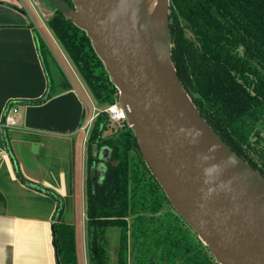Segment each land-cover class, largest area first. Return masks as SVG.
Listing matches in <instances>:
<instances>
[{
  "label": "trees",
  "instance_id": "trees-1",
  "mask_svg": "<svg viewBox=\"0 0 264 264\" xmlns=\"http://www.w3.org/2000/svg\"><path fill=\"white\" fill-rule=\"evenodd\" d=\"M54 10L48 26L93 96L101 105L118 101L119 89L87 32ZM168 19L171 57L186 92L221 139L264 176V0H170ZM40 52L45 61L44 42ZM50 95L51 86L32 102ZM109 122L106 112L97 115L88 145L90 264H110L107 233L113 228L120 231L116 264H220L173 207L133 128L123 121L104 137ZM104 147L110 160L98 178L93 169L103 162ZM52 194L59 264H78L75 225L61 220L65 199Z\"/></svg>",
  "mask_w": 264,
  "mask_h": 264
},
{
  "label": "water",
  "instance_id": "water-1",
  "mask_svg": "<svg viewBox=\"0 0 264 264\" xmlns=\"http://www.w3.org/2000/svg\"><path fill=\"white\" fill-rule=\"evenodd\" d=\"M46 1L91 38L146 162L216 261L264 264V176L221 139L186 92L171 57L170 0L161 32L134 0ZM100 157L103 176L110 149Z\"/></svg>",
  "mask_w": 264,
  "mask_h": 264
},
{
  "label": "crops",
  "instance_id": "crops-1",
  "mask_svg": "<svg viewBox=\"0 0 264 264\" xmlns=\"http://www.w3.org/2000/svg\"><path fill=\"white\" fill-rule=\"evenodd\" d=\"M31 4L0 0V191L6 197L0 210V264H58L52 193L70 197L76 144L84 134L86 148L92 126L85 129L82 118L86 86L67 73V78L57 73L54 84L40 52L44 42L55 54L41 30L45 22H38L41 3ZM50 86L46 100L32 102L42 99ZM9 105L19 108V127L1 126ZM85 165L83 159V179ZM95 175L101 178L102 172L97 168Z\"/></svg>",
  "mask_w": 264,
  "mask_h": 264
},
{
  "label": "rangeland",
  "instance_id": "rangeland-1",
  "mask_svg": "<svg viewBox=\"0 0 264 264\" xmlns=\"http://www.w3.org/2000/svg\"><path fill=\"white\" fill-rule=\"evenodd\" d=\"M20 1V0H19ZM26 3L28 8H32V4L29 0H22ZM36 2L41 3V6L38 7L37 12L40 15L41 20L40 24L42 22H45L46 25H42L41 30L44 33V36L46 40L49 42L51 48L53 49L54 53L53 56L49 52L45 53V57L47 59V65L49 67V70L51 71V76L54 80V84H57V73H60L61 76H64L67 78L66 73L70 77L71 80L77 81V83L80 84L81 87L86 86V97L83 95L84 99V107H85V114H83V123L85 124L88 119L92 118L96 112L103 111L105 109L106 105H101L98 103L96 98L93 96L89 88L87 87V84L79 74L76 66L73 64L71 59H69V56L67 55L66 51L58 41V39L55 37V34L49 29L47 26L48 19L54 14L55 10L54 8L46 1V0H36ZM37 6V5H36ZM37 8V7H35ZM43 8V9H42ZM33 10V9H32ZM31 11V10H30ZM32 13V12H31ZM154 22L157 25V21L154 19ZM159 27V26H158ZM162 27L158 28V31L161 32ZM41 34V33H40ZM43 39V35L41 36ZM45 40V39H44ZM47 46V45H46ZM48 47V46H47ZM55 86V85H54ZM91 130L89 132V138L92 133V129L94 126V121H92L91 124ZM124 125V122H109V125L107 129L104 131V137H108L113 135L117 130L122 128ZM89 138L86 145V148L83 145L84 140V134H81L79 137V142L76 144V150L74 153V158L76 160V175L74 176V182L72 186V191L70 193V197L66 198V200L62 201V204H60L59 208H63L62 210V217L61 220L73 223L75 225V235H76V256H77V262L78 264H90L89 260V247H88V215H87V175H88V145H89ZM95 153H97V148H95ZM44 155V154H43ZM69 155V154H68ZM68 155L66 157L68 158ZM86 162L85 165V178L83 179V169H82V163ZM67 163V160H66ZM104 162H100L98 165H96V169L102 170V167L104 168ZM44 192H52L48 190L47 188L43 187ZM0 194L2 195L3 199L0 200V210H3V204L6 202V197L4 194L0 191ZM165 210V209H164ZM85 213V217H84ZM130 221H132V217L129 218ZM85 220V221H84ZM119 229H109L107 236H108V250L110 254V264H116V257H117V250L119 247ZM88 257V258H87Z\"/></svg>",
  "mask_w": 264,
  "mask_h": 264
},
{
  "label": "built area",
  "instance_id": "built-area-1",
  "mask_svg": "<svg viewBox=\"0 0 264 264\" xmlns=\"http://www.w3.org/2000/svg\"><path fill=\"white\" fill-rule=\"evenodd\" d=\"M30 1L33 3H37L36 0H30ZM100 112H106L109 115L111 121L114 122L127 121L126 110L121 106L119 101H116L115 103L106 105L103 111L96 112L95 116L90 118L89 121L85 123V127H86L85 129H88L91 126L92 121L96 119L97 115ZM21 123L22 120L19 117L18 106L9 105L5 110L4 117L1 122V126L4 128H15V127H19Z\"/></svg>",
  "mask_w": 264,
  "mask_h": 264
},
{
  "label": "bare ground",
  "instance_id": "bare-ground-1",
  "mask_svg": "<svg viewBox=\"0 0 264 264\" xmlns=\"http://www.w3.org/2000/svg\"><path fill=\"white\" fill-rule=\"evenodd\" d=\"M140 12L146 16H154L159 27L166 23L168 0H134Z\"/></svg>",
  "mask_w": 264,
  "mask_h": 264
}]
</instances>
